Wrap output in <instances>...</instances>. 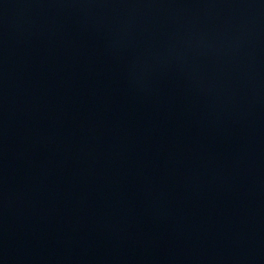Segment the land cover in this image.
Segmentation results:
<instances>
[{
	"label": "water",
	"instance_id": "obj_1",
	"mask_svg": "<svg viewBox=\"0 0 264 264\" xmlns=\"http://www.w3.org/2000/svg\"><path fill=\"white\" fill-rule=\"evenodd\" d=\"M0 190L72 264H264V0H0Z\"/></svg>",
	"mask_w": 264,
	"mask_h": 264
}]
</instances>
